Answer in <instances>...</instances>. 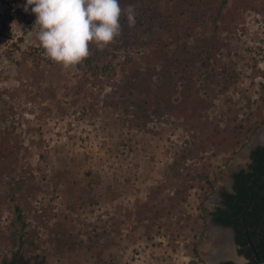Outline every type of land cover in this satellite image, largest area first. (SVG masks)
<instances>
[{
	"label": "rangeland",
	"instance_id": "1",
	"mask_svg": "<svg viewBox=\"0 0 264 264\" xmlns=\"http://www.w3.org/2000/svg\"><path fill=\"white\" fill-rule=\"evenodd\" d=\"M25 4L0 0V264H206L214 230L233 249L209 207L247 163L234 127L264 118V0H120L135 26L68 71Z\"/></svg>",
	"mask_w": 264,
	"mask_h": 264
},
{
	"label": "clouds",
	"instance_id": "2",
	"mask_svg": "<svg viewBox=\"0 0 264 264\" xmlns=\"http://www.w3.org/2000/svg\"><path fill=\"white\" fill-rule=\"evenodd\" d=\"M29 9L44 55L64 71L82 65L91 56V45L102 51L115 43L122 18L128 27L136 24L135 7H122L120 0H26L24 11Z\"/></svg>",
	"mask_w": 264,
	"mask_h": 264
},
{
	"label": "trees",
	"instance_id": "3",
	"mask_svg": "<svg viewBox=\"0 0 264 264\" xmlns=\"http://www.w3.org/2000/svg\"><path fill=\"white\" fill-rule=\"evenodd\" d=\"M251 121L252 120L250 118H247V120L242 121L241 124H238L234 127L232 138L235 139V144L233 145L234 148L231 151L232 154H235L237 152L236 149L243 148L250 140L251 136L255 133L257 128L264 124V119L260 122H257L256 124H253V122ZM227 161L228 160H226L225 163H228ZM250 169L251 170L247 173L243 170L234 175L235 192L228 193L226 191H223V204L225 208H217L215 212L210 214L213 216V221L215 223L221 224L223 226H231L235 229L236 243L242 247V249L239 250V253L244 254L248 259V262L245 264H259L254 256L253 250L248 246V242L245 236V226L242 222V219L243 214L245 213L247 226H250L255 230L258 227L260 220L262 219L260 211L264 209V185L260 186L261 192H257L256 188L259 187L260 182H262L263 180L261 175L264 176V148H258L252 153V163L250 165ZM251 193H253V198L251 197ZM256 197L257 199L262 200V203L257 204ZM250 204V209H246ZM15 211L16 222H22L23 214L19 205L15 206ZM262 230L264 231V227L262 228ZM245 246L246 248L244 249L243 247ZM255 247L261 260L264 261V232L260 235V240L255 244ZM194 253L196 256H198L197 246H195L194 248ZM2 264L21 263L17 262L15 256L12 259H5ZM222 264L237 263L227 261Z\"/></svg>",
	"mask_w": 264,
	"mask_h": 264
},
{
	"label": "flooded vegetation",
	"instance_id": "4",
	"mask_svg": "<svg viewBox=\"0 0 264 264\" xmlns=\"http://www.w3.org/2000/svg\"><path fill=\"white\" fill-rule=\"evenodd\" d=\"M264 119V118H263ZM263 119H260L259 120V122L260 121H262ZM257 134V136H258V140H259V142H260V144L258 145V146H256L253 150H251L250 152L248 151V154H247V163H246V165H244V166H241L240 168H238L233 174H232V183H229V186L228 187H226V188H224V189H222L221 191H218L219 193H220V195H221V201H220V206H215V208H214V210L213 211H210L209 212V216H211V218H212V221H213V216L210 214V213H213V212H215L216 210H217V208H225V206H224V204H223V200H224V198H223V195H222V192L223 191H226V192H228V193H234L235 191H234V187H235V179H234V175L235 174H237V173H239V172H241V171H246V173L247 172H249L251 169H250V165H251V163H252V153L255 151V150H257L258 148H264V124H262L261 126H259L258 128H257V130L255 131V133L251 136V138H250V142H251V140L253 139V137L255 136ZM257 139V138H256ZM248 141V142H249ZM247 142V144L243 147V148H247L248 147V145L250 144V142L248 143ZM261 177L263 178V180H262V182H260V185H259V187H257L256 188V190H257V192L258 191H260L261 192V188H260V186H262V185H264V176H262L261 175ZM229 188H231L232 190L231 191H229ZM262 191H263V189H262ZM264 193V192H263ZM253 196V193H251V197ZM260 196V195H259ZM261 197V196H260ZM253 198V197H252ZM256 203L257 204H260V203H262V200H260V199H257V197H256ZM250 207H251V204L250 205H248V207L246 208V209H250ZM247 211V210H246ZM245 211V212H246ZM260 215L262 216V219L260 220V222H259V225H258V227L256 228V230L254 229V228H251L250 226H247V224H246V218H245V213L243 214V219H242V222H243V224H244V226H245V236H246V239H247V242H248V246L253 250V248H252V246H251V243L253 244V246H254V248L256 249V247H255V244L256 243H258V241L260 240V235L264 232L263 230H262V228L264 227V209L263 210H261L260 211ZM214 222V221H213ZM215 223V222H214ZM217 224V223H216ZM219 225H221V224H219ZM223 226V225H222ZM224 227H228V228H232L233 229V231H234V241H235V245H236V250H237V253L239 254V256L240 257H242V259H243V262H240L239 263V261H238V263L237 264H245V263H247L248 262V259L246 258V256L244 255V254H240L239 253V250L240 249H242V247L241 246H239L237 243H236V239H235V237H236V231H235V229L233 228V227H231V226H224ZM220 231H223V230H220ZM223 232H225V233H227L226 231H223ZM256 232V233H255ZM233 241V242H234ZM244 249L246 248V246L245 247H243ZM257 251V250H256ZM253 253H254V250H253ZM255 256V255H254ZM263 261V260H262ZM231 262H233V261H231ZM235 263V262H234ZM260 264V263H259Z\"/></svg>",
	"mask_w": 264,
	"mask_h": 264
},
{
	"label": "water",
	"instance_id": "5",
	"mask_svg": "<svg viewBox=\"0 0 264 264\" xmlns=\"http://www.w3.org/2000/svg\"><path fill=\"white\" fill-rule=\"evenodd\" d=\"M257 138V139H256ZM260 144V142H259V140H258V136H257V134L253 137V139L251 140V142H250V144L248 145V147H247V149H248V151L250 152L251 150H253L256 146H258ZM237 169H233V172H231V174H230V176H229V178H230V182L229 183H232V174L236 171ZM232 189L231 188H229V191H231ZM217 198H218V203L215 205V206H220V201H221V195H220V193L218 192L217 194ZM209 201L207 202V205L209 206ZM211 204V203H210ZM215 206H210L209 208H210V211H213L214 210V208H215ZM208 223L211 225V226H213V227H215V228H220V229H224V230H228V231H230L231 232V234H232V240L234 241V231H233V229L232 228H228V227H224V226H222V225H219V224H216V223H214L213 221H212V218H211V216H209L208 217ZM251 246H252V248H253V250H254V255H255V258H256V260L260 263V264H264V261H262L261 260V258H260V256L258 255V252L256 251V249L254 248V246H253V244L251 243ZM233 249H234V251H235V258H227V257H222V258H220V259H218L217 261H216V264H222V263H224V262H227V261H233V262H235V263H238V261H243V259H242V257H240L239 256V254L237 253V250H236V245H235V241L233 242ZM240 263V262H239Z\"/></svg>",
	"mask_w": 264,
	"mask_h": 264
},
{
	"label": "bare ground",
	"instance_id": "6",
	"mask_svg": "<svg viewBox=\"0 0 264 264\" xmlns=\"http://www.w3.org/2000/svg\"><path fill=\"white\" fill-rule=\"evenodd\" d=\"M213 232H215L214 236L219 238L222 244L220 248L211 245L203 249L206 254V264H216V261L224 256L227 258H235L236 254L229 243L227 233L220 230H214Z\"/></svg>",
	"mask_w": 264,
	"mask_h": 264
}]
</instances>
